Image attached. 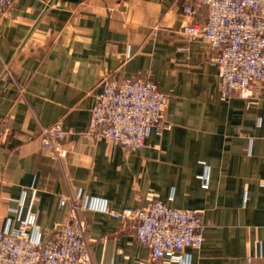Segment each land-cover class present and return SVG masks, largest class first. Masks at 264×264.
I'll return each mask as SVG.
<instances>
[{"label":"crops","instance_id":"crops-1","mask_svg":"<svg viewBox=\"0 0 264 264\" xmlns=\"http://www.w3.org/2000/svg\"><path fill=\"white\" fill-rule=\"evenodd\" d=\"M15 0L0 15V229L36 213L41 239L82 193L113 210L197 209L203 242L189 264H264V88L220 97L215 51L181 34L202 23L196 0ZM185 5L193 8L186 16ZM151 76L167 96L170 128L140 151L84 139L100 81ZM252 100L254 104L247 105ZM60 123L75 134L63 159L39 139ZM92 264L151 261L135 224L98 210L81 214Z\"/></svg>","mask_w":264,"mask_h":264},{"label":"built area","instance_id":"built-area-1","mask_svg":"<svg viewBox=\"0 0 264 264\" xmlns=\"http://www.w3.org/2000/svg\"><path fill=\"white\" fill-rule=\"evenodd\" d=\"M196 1L206 7V19L186 24L181 34L189 42L203 39L215 51L221 99L233 93L249 97L252 85L264 88V0ZM14 2L0 0V15ZM182 12L186 16L194 13L190 5ZM99 85L84 139H107L133 152L142 150L152 133L159 135L170 128L165 121L167 96L150 74L121 82L105 78ZM253 104L247 101L248 106ZM74 134L55 123L42 128L39 139L51 158L63 159L68 150L62 143ZM58 206L65 210V217L52 225L45 239L38 235L36 213L19 220L13 230L0 229V264H92L85 240L87 222L81 216L88 210L135 224V239L149 250L151 261L189 264L184 249H198L203 242V222L197 209L171 208L152 201L145 207L116 211L82 193L60 197Z\"/></svg>","mask_w":264,"mask_h":264},{"label":"water","instance_id":"water-1","mask_svg":"<svg viewBox=\"0 0 264 264\" xmlns=\"http://www.w3.org/2000/svg\"><path fill=\"white\" fill-rule=\"evenodd\" d=\"M52 1H53V0H51L49 4H51V3H52Z\"/></svg>","mask_w":264,"mask_h":264}]
</instances>
